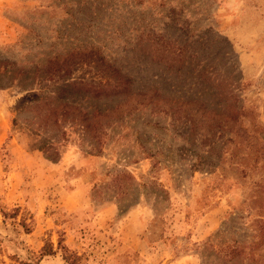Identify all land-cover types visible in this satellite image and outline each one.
<instances>
[{
  "label": "rangeland",
  "instance_id": "1",
  "mask_svg": "<svg viewBox=\"0 0 264 264\" xmlns=\"http://www.w3.org/2000/svg\"><path fill=\"white\" fill-rule=\"evenodd\" d=\"M0 264H264V0H0Z\"/></svg>",
  "mask_w": 264,
  "mask_h": 264
},
{
  "label": "trees",
  "instance_id": "2",
  "mask_svg": "<svg viewBox=\"0 0 264 264\" xmlns=\"http://www.w3.org/2000/svg\"><path fill=\"white\" fill-rule=\"evenodd\" d=\"M122 88H113V90H110L109 93L110 94H116V93H119V92H123V90H121Z\"/></svg>",
  "mask_w": 264,
  "mask_h": 264
}]
</instances>
